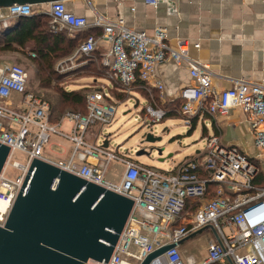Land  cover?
I'll use <instances>...</instances> for the list:
<instances>
[{"label": "built area", "instance_id": "built-area-1", "mask_svg": "<svg viewBox=\"0 0 264 264\" xmlns=\"http://www.w3.org/2000/svg\"><path fill=\"white\" fill-rule=\"evenodd\" d=\"M141 2L153 8L160 4L173 5V0ZM44 6L12 4L0 8V33L8 32L18 18L46 12L53 32L65 29L77 34L100 30L99 38L89 35L69 58L57 65L56 72L67 73L77 68L80 64L75 66L74 63L78 58H88L101 49L99 64L122 92L156 90L158 100L163 97L164 86L156 74V67L167 61L185 66L193 84L180 92L183 104L179 113L188 118L225 117L230 110L240 109L255 153L248 156L236 147L223 145L215 134L206 137L205 146L172 171L138 164L117 150L89 144L84 139L89 127L97 124L107 127L113 121L115 108L106 104L109 95L105 90L85 94V115L65 114L71 128L69 134H64L58 123L49 121L48 104L26 92L29 83L26 70L15 63H2L0 144L9 147V155L0 174V203L3 204L0 226L31 161L51 162L43 157V150L50 135H56L73 143V154L66 163H51L133 201L129 218L107 264H140L151 253L173 243L150 264H196L183 260L179 245L207 227H211L216 238L199 264H228V260L232 264H264V85L237 81L232 88L216 94L212 90L209 66L189 57V48H198L197 44L179 40L173 49L166 43L168 36L164 28L157 27L152 34H146L128 28L122 18L107 20L94 9H91L93 20L88 22L84 16L69 12L64 2ZM100 42L105 44L104 48H100ZM155 101L151 98L143 109L142 125L149 128L165 116ZM17 102L20 108L16 107ZM16 152L22 156V162L12 158ZM74 156L81 163L73 161ZM89 156L96 157L97 164H88L86 158ZM110 161L124 167L117 184L104 178ZM8 168L19 174L14 178L6 177ZM208 185H213L212 190Z\"/></svg>", "mask_w": 264, "mask_h": 264}, {"label": "crops", "instance_id": "crops-1", "mask_svg": "<svg viewBox=\"0 0 264 264\" xmlns=\"http://www.w3.org/2000/svg\"><path fill=\"white\" fill-rule=\"evenodd\" d=\"M172 6L160 4L153 8L146 6L140 0H89L88 2L85 0H74L66 4V9L76 15L84 16L88 22L93 20L91 9H94L95 12L107 20L115 21L117 18H122L128 28L142 31L146 34H152L157 27L164 28L168 36L166 43L173 49L179 40H185L191 45L197 44L198 48L192 46L189 48V57L209 66L212 75L211 86L216 94L232 88L237 81L262 83L264 85V0H173ZM131 9L134 10L132 11ZM170 9L172 13H170ZM104 47L105 44L100 42V48ZM100 50L96 51L98 57H100ZM95 67L98 68L97 65ZM75 69L85 70L84 66H78ZM97 71L100 72L97 73ZM97 71L92 69V73H87V75L82 77L83 80L81 82H77L79 85H74V88L72 87V90H69L77 91L81 88H92L94 87H90V83H92L98 85L95 90L103 89L108 93L109 97L106 99V104L115 108L113 121L107 127L99 124L93 126L96 130L98 128V131L101 132L112 128L115 123L117 106L128 102L133 95H137L138 98H143L146 101L145 105L149 103L151 98L156 100L157 105L165 112V116L161 121L165 119H171V121L179 119L181 121L180 124L170 123L164 129L166 138H171L167 149L169 153L167 158L180 153L188 155L187 158L190 159L199 152L191 153L189 149L192 146L181 147L184 143L181 132L188 130L186 135L192 136L199 123L203 136L208 137L217 134L223 145L236 147L248 156H252L255 153L245 116L240 109L230 110L225 117L188 118L179 113L183 104L180 92L183 88L193 84L185 66L179 67L173 62L167 61L156 67V74L164 86V94L160 100H158L156 90H152L151 93L142 92L139 89L131 93L122 92L116 82L108 77L105 70ZM114 92L120 95L125 94V99H116ZM138 104V100H136L135 106ZM15 105L17 108L21 107L18 102ZM143 109L144 107L141 108L139 113L141 115V124H143L144 118ZM124 114L120 113L119 117H123ZM64 116L65 114L57 123L60 125L59 129L62 133L69 134L71 123L67 120V126L64 130L63 122L66 119ZM120 127L124 129V124ZM119 132L120 130H116L115 134ZM57 137L63 138L61 136ZM65 140L73 149V143L68 139ZM176 142L179 143V147ZM87 143L91 144L90 142ZM106 148H109V145ZM46 149L47 147H44L43 155ZM118 149L116 150L118 151ZM121 155L129 159L133 157L129 154ZM45 157L54 163H66L70 159L66 160L60 154L54 156L47 154ZM57 157L65 161L55 160ZM131 160L134 161L133 159ZM73 161L81 163L76 156H74ZM86 162L90 165L97 164V158L89 156L86 158ZM123 171L124 167L121 164L120 171L115 173L110 180L106 179V172L104 178L112 184H117ZM185 242H182L179 246L183 260L188 259L196 263L192 256L181 252Z\"/></svg>", "mask_w": 264, "mask_h": 264}, {"label": "water", "instance_id": "water-1", "mask_svg": "<svg viewBox=\"0 0 264 264\" xmlns=\"http://www.w3.org/2000/svg\"><path fill=\"white\" fill-rule=\"evenodd\" d=\"M57 1L68 4L74 0H0V8L12 4L45 7ZM110 136L103 137L104 148L109 145ZM159 141L150 133L143 135L133 157L150 156L153 152L160 156L163 149L155 146ZM8 155L9 147L0 144V174ZM132 206L133 201L122 195L51 162L33 159L0 226V264H107ZM207 229L216 238L211 227L204 230ZM173 245L156 250L140 264H150ZM228 264L232 262L228 260Z\"/></svg>", "mask_w": 264, "mask_h": 264}, {"label": "rangeland", "instance_id": "rangeland-1", "mask_svg": "<svg viewBox=\"0 0 264 264\" xmlns=\"http://www.w3.org/2000/svg\"><path fill=\"white\" fill-rule=\"evenodd\" d=\"M44 8V7H43ZM47 12L45 13V15ZM48 20V29L53 31L50 27V18H47ZM62 33H64L65 37L71 38V35H75L74 33L62 29L60 30ZM81 36L78 37L76 44L81 41ZM30 55V56H29ZM30 58H29V57ZM34 54H30V51L26 49H17L14 52H5L0 53V64L2 63H16L22 66L26 72L28 73L29 79H30V89L34 92L39 93H51L49 90H43L38 88V85H40L41 81H44V78H46L47 74L44 72H39V66L37 65L36 61H34L33 58ZM69 58V57H68ZM67 58L60 59L56 61L53 65L54 69V76L58 77V81H54L51 83L52 90L55 88V84L58 86H61L62 88H65L66 90H70L72 87L74 88V85H79L77 82H81L83 80V76L87 75V73H92V68L87 70H79V69H71L69 72L65 73H57L56 67L59 63L64 62ZM89 62V59L87 58H78L76 62L74 63L75 66L77 64H80L79 66H86ZM68 67L70 68V64L68 63ZM80 71H83L82 73H78ZM100 71H97L99 73ZM74 73H78L76 75H73ZM102 75V74H101ZM60 82V83H59ZM107 85H110L109 83H106ZM94 86V87H92ZM98 85H94L90 83L89 90L87 89V92L93 91L97 89ZM72 90V89H71ZM136 96V97H135ZM136 100H138V105L135 106ZM146 101L143 98H138L137 95H133L132 98L128 100V102L119 104L117 106V114L114 119V125L112 128H109V130H103L98 131L91 126L85 136V140L87 142H90L91 144H97L100 145L103 141V137H106L108 134H110V143H109V149L110 150H116L118 149L119 154H129L131 156L134 155V153L137 150L138 143L141 141V137L147 133H150L153 138H160L161 140L155 144L157 148L163 149V152L160 156L156 154V152H153L150 156H141L139 158L131 157L134 161L140 163L141 165L159 169L161 171H172L173 168L180 164L183 161L188 160V155L184 154H174L172 157L167 158L169 153L167 152V149L169 148V143L171 138H166V134H164V129L170 125V123L180 124L181 121L179 119H173L174 121H171V119H165L164 121H161L157 123L154 127L152 125L151 128L147 127V125L141 124V115L140 110L142 107H145ZM145 105V106H144ZM67 113V112H66ZM65 113V114H66ZM125 113L123 117H119V114ZM124 124L123 127H120ZM67 126V119L63 122V129L65 130V127ZM116 130H120L119 133L115 134ZM188 130L181 132V135L183 137V145H181L182 148H186L187 146L190 147L189 151L191 153L195 151H200L205 146V138L206 136H203L201 134V126L200 123L197 125V129L194 132L192 136H187ZM133 137V138H132ZM209 137V136H208ZM57 138V139H56ZM186 139V140H185ZM54 143V144H52ZM176 145L179 147V143L176 142ZM47 149L43 155V157L46 159V155H62L66 160H68L72 154V148L68 144V142L63 138H59L56 135H50V139L48 143L46 144ZM180 147V148H181ZM143 148V147H140ZM14 160H17L19 162H22L21 158L22 156L16 152L14 156L12 157ZM164 159L163 162H159L158 160ZM55 160L57 161H65L62 158L57 157ZM121 169V164L116 161H110L106 170V179H111L113 175L117 172H119ZM19 172L12 168H8L5 172V176L8 178H14L17 176ZM214 243V236L210 230H204L200 232L199 234L195 235L194 237L186 240L184 243V246L181 248V252L192 256L196 263L199 264L202 260L206 258L207 255V249ZM180 246V245H179ZM180 252V249H179ZM92 264V262H90Z\"/></svg>", "mask_w": 264, "mask_h": 264}, {"label": "trees", "instance_id": "trees-1", "mask_svg": "<svg viewBox=\"0 0 264 264\" xmlns=\"http://www.w3.org/2000/svg\"><path fill=\"white\" fill-rule=\"evenodd\" d=\"M47 18V15L42 14L38 16L22 17L13 21L8 32L0 33V53L14 52L17 49L27 48L30 51V54H34V57L31 59L36 61L39 66V72L47 74L44 81L42 80L40 85H38V88L49 90L51 93H39L31 90L30 79L26 92H29L34 96H37L41 101L46 102L49 106V121L51 123H57L66 112L77 113L80 115L86 114L85 92L87 89L89 90V88L68 91L55 84V88L52 90L51 83L59 80V76H54L55 72L53 65L60 59L70 57L78 45L89 35H93L95 38L100 37L101 31L87 30L77 33L74 36L71 35V38H67L61 31L53 32L49 30ZM80 36L82 38L77 45L76 42ZM87 59H89V62L84 66L85 70L92 68L96 71H103L99 64L100 57L97 56L96 51ZM95 65H97L98 68L95 67ZM142 92H144V90H142ZM114 97L116 99L124 100L126 95H120L114 92ZM212 186L213 185H208V189L212 190ZM187 205L189 206L190 203Z\"/></svg>", "mask_w": 264, "mask_h": 264}, {"label": "bare ground", "instance_id": "bare-ground-1", "mask_svg": "<svg viewBox=\"0 0 264 264\" xmlns=\"http://www.w3.org/2000/svg\"><path fill=\"white\" fill-rule=\"evenodd\" d=\"M2 206H3V204L0 203V207H2Z\"/></svg>", "mask_w": 264, "mask_h": 264}]
</instances>
